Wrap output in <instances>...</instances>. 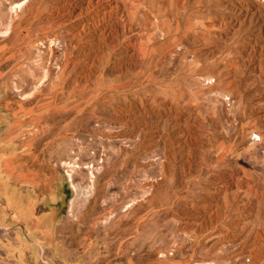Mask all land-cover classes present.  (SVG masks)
I'll use <instances>...</instances> for the list:
<instances>
[{
    "label": "rangeland",
    "instance_id": "obj_1",
    "mask_svg": "<svg viewBox=\"0 0 264 264\" xmlns=\"http://www.w3.org/2000/svg\"><path fill=\"white\" fill-rule=\"evenodd\" d=\"M0 264H264V0H0Z\"/></svg>",
    "mask_w": 264,
    "mask_h": 264
},
{
    "label": "crops",
    "instance_id": "obj_2",
    "mask_svg": "<svg viewBox=\"0 0 264 264\" xmlns=\"http://www.w3.org/2000/svg\"><path fill=\"white\" fill-rule=\"evenodd\" d=\"M18 204H19L18 207H21L22 210H25V209H27V211L31 210V207H29L28 205H26L23 202L22 203H18ZM29 226H30V223H29ZM30 229L32 230L33 233H38V234L40 233V230L38 228H36L35 226L34 227L30 226Z\"/></svg>",
    "mask_w": 264,
    "mask_h": 264
}]
</instances>
